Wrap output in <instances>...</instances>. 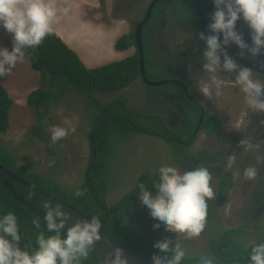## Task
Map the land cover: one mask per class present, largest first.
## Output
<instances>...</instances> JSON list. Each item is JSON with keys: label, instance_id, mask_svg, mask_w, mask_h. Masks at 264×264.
<instances>
[{"label": "flooded vegetation", "instance_id": "obj_1", "mask_svg": "<svg viewBox=\"0 0 264 264\" xmlns=\"http://www.w3.org/2000/svg\"><path fill=\"white\" fill-rule=\"evenodd\" d=\"M162 1L90 0L88 4H84L89 11L91 9H94L96 13L103 11L107 17L119 22L117 27L122 24L125 33H130L131 43L124 48L122 54H125V57L138 53L134 32L137 25L142 22L143 72L139 65L137 75L128 84L117 90L98 89L93 94V100L74 88L60 89V86L54 82L56 75L53 73H47L44 78L38 74L35 79L36 87L31 91L42 88L45 93H48L45 99L40 100L41 102L30 104L31 109L34 110L32 120L37 122L38 126L36 125L33 131L30 128L27 138L18 141L2 138L1 136L10 129L11 121L9 129L0 132V146L10 150L15 160L24 168L50 179L68 195H77V192L81 195L82 183L87 177L86 168L89 165L93 166L90 164L91 157L96 158L95 148L93 154L90 149L88 135L98 112L94 100L97 98V102L108 103L113 97H123L122 101L130 110L139 115H148L147 122L154 128H161L164 122L166 126L181 130L185 134L192 129L193 138L191 141L175 138L173 145L159 138L164 141V145L170 147L168 154L163 151V143L153 144L150 141L137 140L130 144L135 134L156 137L150 134L133 133L128 143H125L127 140H121V148L114 151L115 153L111 155L105 167L107 175V187L104 193L105 206L98 203L104 211V218H107L108 213H114L111 207H123L126 206L127 201H130L122 221L130 237L139 234L147 241L161 243L164 239H169L175 242V237L177 239L178 237L173 232L163 229L153 230L155 221L150 217L148 209L141 204L136 191L139 179L147 174L150 179L144 178L146 179L145 186L153 185L156 169L162 164L181 169L204 166L211 172L210 185L215 197L208 201L205 226L199 236L200 240H203L198 247L199 254L213 255L209 247L211 238L220 237L227 230H231V235L238 229H245L242 236L246 244L264 242V161L258 162L256 158L257 154H264V128H261V126L264 127V113H257L247 108L244 113L247 120L240 128L231 126L226 129L228 127H225L222 120L214 114V117L221 122L219 126L216 125L215 118L210 122L204 120L206 114L212 113L206 110L203 100L198 96L199 91L196 86V82L206 76V73L201 70V52L204 45L196 39L200 34L196 29L197 20L194 24L190 15L186 14L187 12H180L178 4L174 1L168 3H162ZM58 31L61 30L57 29ZM254 74L264 79V76L256 72ZM220 75L225 83L232 84L231 79L235 74H228L230 78H227L226 74ZM160 81L165 83L155 84ZM69 112L78 121L73 125L75 131L70 132L65 141L73 143L76 138L84 139L85 145L82 148L83 151L87 149L89 154L84 168L77 169L80 172L74 175L68 169L70 163L72 167V162L65 146L61 143L64 138L53 143L50 136L45 135H51L52 125L64 126L60 117L63 113L67 115ZM197 113L198 117L195 119ZM155 118L162 119L161 123ZM250 122H252V127L248 124ZM255 133L257 136L255 140H252ZM32 135L41 142L36 141ZM201 136L205 137V140L198 145ZM240 140L250 141L253 147L247 151L244 150L239 143ZM38 144H42L41 150H45V153L42 152L38 158H34L31 152ZM256 145L260 146L259 149L255 147ZM230 154L236 156L231 168L236 170L241 167L238 173L243 180L240 194L234 201H231V196H228V200L227 190H225L229 186L233 188L231 174H224L225 169L230 168L227 159ZM55 157L57 160L53 162ZM250 165L257 169V176L253 180H248L243 176L244 169ZM225 175L230 176L228 184H226V179H222ZM220 180L225 187L224 195H219V191L216 190ZM45 189L49 188L45 187ZM91 192H93L92 189ZM128 196L129 200L126 199ZM219 203H225L224 215ZM194 253L198 254L197 251L192 252L187 249V255Z\"/></svg>", "mask_w": 264, "mask_h": 264}, {"label": "clouds", "instance_id": "obj_2", "mask_svg": "<svg viewBox=\"0 0 264 264\" xmlns=\"http://www.w3.org/2000/svg\"><path fill=\"white\" fill-rule=\"evenodd\" d=\"M211 4L214 11L208 17L210 22L206 26L209 34L200 33L196 37L204 45L201 70L206 73V78L196 82L197 89L204 97L218 96L222 92V86L226 84L220 74L234 73V78L231 79L233 85H230L243 92L249 109L264 113V79L255 75L252 68L237 63L227 51V46L231 43L238 47L241 56H264V0H211ZM62 11L67 12L68 8L65 6ZM57 19L58 6L53 0H0V29L11 36L10 49L0 46V78L23 61L25 49L38 47L46 36L54 32L53 25ZM241 19L250 29V43L244 40L243 33L236 27L237 21ZM119 28L115 33L105 29L98 30L105 37L113 35V39L115 38L114 42L111 40L112 48L121 54L111 61L125 58V54L122 55L125 49L119 50L114 46L120 36L128 33H125L124 27ZM120 30L122 32L119 33ZM63 42L70 47L64 40ZM77 55L79 56L78 53ZM83 64L85 65L84 62ZM28 94L21 104L9 94L12 106L21 108L24 103L30 105L27 101ZM64 123L67 127L51 126L50 139L53 143L75 131L71 121L65 120ZM239 143L246 151L253 147L248 140H240ZM255 147L259 149L260 146ZM256 158L258 162L264 161V154H257ZM227 159L228 166L231 167L236 156L230 154ZM156 175L158 180L153 182L154 190L140 184L137 193L141 204L148 209L150 217L155 221L153 230L163 229L188 237L199 235L205 226L208 201L215 197L210 185V170L204 166L181 169L162 164L156 169ZM243 176L248 180L255 179L256 167H246ZM45 207L47 234L44 231L37 234L35 247L31 244L21 245L23 234L14 212L8 211L0 215V264H80L81 259L88 256L94 242L100 239L101 220L95 215L90 219L77 218L65 228L70 213L64 211L59 204ZM32 223L37 228L40 227L38 219H33ZM153 251L162 255L152 257L150 264H181L185 258V250L169 239L156 244ZM108 264L127 262L117 249L115 258ZM202 264H211V261L203 258ZM247 264H264V242L252 243Z\"/></svg>", "mask_w": 264, "mask_h": 264}, {"label": "trees", "instance_id": "obj_3", "mask_svg": "<svg viewBox=\"0 0 264 264\" xmlns=\"http://www.w3.org/2000/svg\"><path fill=\"white\" fill-rule=\"evenodd\" d=\"M175 2L178 4L180 12L189 14L192 22L195 24L197 15L190 0H163L162 3ZM130 33L120 36L114 43L116 49H124L130 45ZM29 66L35 70L40 77L44 78L47 73H53L54 82L60 86V89L74 88L77 92L83 93L93 100L94 92L98 89L117 90L128 84L138 73L139 62L138 53L125 57L120 60L111 61L94 68L86 67L77 53L68 47L63 40L54 32L46 36L43 42L36 48L25 49ZM42 88L31 91L27 96L28 104L33 102L39 103L45 99L46 95ZM123 97L112 98L111 102H97V114L95 116L93 127L89 130L90 149L96 158L91 157L90 164L86 168V178L82 183L81 195H68L59 189L50 179L39 175L36 172L29 171L20 165L14 158L10 150L0 146V164L9 172L25 179L28 182L38 184V186L48 187L50 192L68 201L75 209L91 218L97 216L101 222V231L111 240L126 247L134 248L141 251H153L154 246L159 241H147L139 234H132L130 237L122 223L125 217L127 205L123 207L114 206L111 209L114 213H108L107 218L103 216V210L98 203L104 205V193L107 187L106 163L114 151L119 150L121 140H128L133 133H146L158 138L164 139L169 145L175 144L174 139L191 141L192 129L189 133L181 130H175L163 122L161 128L153 127L147 122L148 115L137 114L130 110L122 101ZM12 99L6 89L0 84V132H5L10 126L12 111ZM40 105V104H39ZM198 113L195 117L197 119ZM213 114H206L204 120L210 122L213 120ZM216 119V118H215ZM160 121L162 119L155 118ZM156 121V122H158ZM217 126L220 120L216 119ZM159 123V122H158ZM204 124V122H203ZM205 126V125H204ZM206 127V126H205ZM111 153V154H110ZM91 154V155H92ZM57 160L54 158L53 162ZM95 160V163L93 164ZM154 181L158 176L154 174ZM150 179L149 175H142L139 179V185L144 184V179ZM153 181V182H154ZM10 187L26 202L46 212L45 205L55 207L50 201L43 196L23 186L22 184L7 180ZM146 184V183H145ZM144 184V185H145ZM154 185L147 188L152 189ZM91 189L93 192H91ZM139 192V186L136 189ZM129 200V196L126 197ZM125 201V196L123 198ZM12 211L15 213L22 232L21 245L31 244L35 247V239L39 232L44 231L47 234L45 221L38 217L30 210L22 206L8 191L0 184V215ZM33 219L40 221V227L37 228ZM245 229H238L230 235L231 230L224 231L220 237H212L209 247L213 255L192 254L187 255L182 262L190 264H202L203 258L211 261V264H243L248 260V253L252 244H246L243 240L242 233ZM97 260V255L91 249L86 258H82L80 264H91Z\"/></svg>", "mask_w": 264, "mask_h": 264}, {"label": "rangeland", "instance_id": "obj_4", "mask_svg": "<svg viewBox=\"0 0 264 264\" xmlns=\"http://www.w3.org/2000/svg\"><path fill=\"white\" fill-rule=\"evenodd\" d=\"M53 2L58 6V19L53 25L54 31L57 29L61 30V32H63L62 34L64 35L65 34L71 35L74 34L75 32H79L80 30L79 28L81 27V24L78 22V19H81L85 24H87L89 29L91 28L93 30L95 27L98 33H99L98 28L105 29L110 33H115L117 30V25L119 24V22H117L114 19H111L110 17H107L103 13V11L102 13L101 12L96 13L94 9H91L89 11V9H86L84 7V4H88L90 0H53ZM65 6L68 8L67 12L62 11L63 7ZM68 27H70V30L67 29ZM120 27L123 28V26ZM89 29H85L87 30V32H89L87 36H85L83 39L80 36L79 37L81 38L80 40L79 38H77V41L79 40L80 44H83L86 48L85 50L80 52L82 55L85 54V56L91 60L92 57L90 56L92 55L89 53L92 51L96 52L95 49L96 44L101 45L102 47L101 50L102 49L103 50L99 54L98 52L96 54L93 53V55L97 56V57L94 56L92 59L95 62H99L101 64L106 61L110 62L111 60H114L116 58L114 56H118L121 54L117 50L111 48L113 51L112 52L113 55H112L110 49L107 50L108 48L104 47L103 44H100V42L106 43L107 41L110 43L111 41L109 40L113 39V35L112 37L106 36L109 39L107 40V38L104 35L99 36L98 34H96L97 32H91ZM120 32L122 31L120 30L119 33ZM81 35H85V33L82 31ZM95 35H98L99 37ZM114 40L115 38L113 39V42ZM0 46H7L9 47V49L11 48V36L3 29H0ZM79 56L81 55L79 54ZM95 58L98 60L96 61ZM85 65L88 67L90 64L88 65L87 63H85ZM226 76L227 78H230L228 74H226ZM37 77H38V73L30 68L27 55L24 54L23 61L18 62L10 73L0 78V83L2 84V82L5 81L4 85H6L9 88V90L7 89L8 93L14 98V101L21 104L22 101L25 99L26 95L32 90V88L36 87L35 79ZM198 96L201 100H203V103L206 106L205 107L206 110L209 113H212L216 115L219 119H221L225 127H228L226 129H229L231 126L240 128V126L244 125V123L246 122L247 119L245 118L244 113L248 107L244 100V94L239 90L238 87H234L229 83H226L222 86V92L218 96L207 98L204 97L200 92H198ZM13 108L14 109L11 111V118H10V123L12 121L11 127L6 133H4L5 135L1 137L7 139L11 138L14 141H18L20 139L27 138L30 132V128L31 131H33V128L36 127L37 122H33L32 120L34 110L31 109V105L27 106L24 103L23 107L21 108L19 106ZM65 120L71 121L72 125H74V123L78 121L76 117H72V114L70 112L67 115L63 113V116L61 115L60 117L61 123L64 124L65 127H67V125H65L64 123ZM248 124L252 127V122ZM261 128L264 127L261 126ZM45 135L46 137L50 136L49 134H45ZM32 136L36 141H39V139H36L34 135ZM247 136L249 137V134ZM256 136L257 134L255 133V136L252 138V140H255ZM65 140H67L66 137H64V139L61 140L62 142L61 141L60 142L63 143V145L65 146L67 155L72 162V167L70 163L68 169H70L71 174L74 175L77 174V172H80L77 169H83L85 164L87 163L88 160L86 161V159H88L89 156L88 150L86 149L83 151L82 146L85 145L84 139L76 138L73 143H67ZM137 140L143 142L150 141L153 144L163 143V151H165V153L167 154L170 152V147H168V145H164V141L160 140L159 138L141 135V134H135L133 138H131L130 144L132 141L135 142ZM204 140L205 137L201 136L198 145L199 144L201 145L204 142ZM128 141L129 139L125 143H128ZM41 145L42 144H38L36 147L32 149L31 155L34 158H38L42 152L45 153V150H41ZM240 168L241 167L237 168L236 170L232 169L231 167L225 169L226 172L224 174L230 173L231 177L229 175H225L222 179H226L227 182L226 184L230 182L228 177H230V179H233V188H230L229 186L228 188L225 189L224 185H222L221 183L222 180L221 179L220 182L218 183V188L216 189L217 191H219L218 192L219 195H224L225 190H227L226 197L228 198V200H229L228 196H231L230 198L231 201L237 199V197L240 194V190H241L240 188L243 182L241 175L238 173L239 172L238 170H240ZM34 185L38 186V184H34ZM39 187L42 186L40 185ZM42 188L45 189V187ZM219 207L220 210L222 211V214L224 215L225 203H219ZM175 235L178 237L179 240L175 237L174 241L185 250V253L187 252V249L188 251H192V252L197 251L198 253H200L198 247L203 242V240H200L199 237L200 234L192 237H188L185 234H180V233H177ZM204 245H205V240H204Z\"/></svg>", "mask_w": 264, "mask_h": 264}, {"label": "water", "instance_id": "obj_5", "mask_svg": "<svg viewBox=\"0 0 264 264\" xmlns=\"http://www.w3.org/2000/svg\"><path fill=\"white\" fill-rule=\"evenodd\" d=\"M192 6L197 15V26L196 29L199 33H203L205 35L209 34L207 31V24L210 22L208 17L214 11L213 5L211 4V0H190ZM237 29L243 33V38L245 41L250 43V29L247 24L241 19L236 23ZM141 28L142 22L139 23L134 32V39L136 41V46L138 50L139 56V65L143 72V47L141 41ZM227 51L229 55H231L239 64L248 66L252 68L258 74L264 76V56L251 57L249 55L241 56L239 55L240 50L235 44H229L227 46ZM165 82H157L156 85H160ZM7 180L16 181L23 186L29 188L30 190L36 192L37 194L43 196L45 199L50 201L54 206L57 204L61 205L64 211L70 213L68 217V222L65 225V228L69 226L75 219H90L86 217L84 214L75 209L68 202L64 201L57 195L41 188L37 185H34L25 179L15 175L14 173L9 172L0 164V184L8 191V193L15 198L22 206L30 210L32 213L36 214L38 217L44 219L45 211L31 205L26 202L23 198H21L8 184ZM120 250V255L122 258L126 259L127 264H150V260L152 257L160 256L157 254H153L146 251L137 250L134 248L126 247L117 242L108 238L101 230H100V239L96 240L92 245L91 250L96 253L97 260L91 264H108L112 259L116 256V250ZM181 264H189L185 262H181ZM247 264V262L243 263Z\"/></svg>", "mask_w": 264, "mask_h": 264}, {"label": "crops", "instance_id": "obj_6", "mask_svg": "<svg viewBox=\"0 0 264 264\" xmlns=\"http://www.w3.org/2000/svg\"><path fill=\"white\" fill-rule=\"evenodd\" d=\"M78 22L81 24V27H83V28H85V29H89V27L87 26V24H85L83 21H81V20H79L78 19ZM67 29H70V27H68ZM89 30H91V28L89 29ZM98 30H103L102 28H98ZM92 31H95V32H97L96 31V28L94 27V30H92ZM91 31V32H92ZM55 33H57V30L56 31H54ZM61 32H59V34H60ZM97 34V33H96ZM60 35H62V33L60 34ZM75 33L74 34H71V35H64L63 34V36L65 37V38H63V40L69 45V43L71 42V43H74V45L72 46V44L71 45H69L70 47H72L73 49H75V45H76V49H78V50H80V52H82L83 50H85L86 48H85V46L83 45V44H80V42L79 41H77V35H75ZM79 37H80V35H78ZM78 37V38H79ZM70 41L69 43H68V41ZM103 45H104V47H106V48H108L107 50H111V54H112V42H110V44L108 43V42H103ZM89 54H91L92 56H90V57H92V59H93V57L94 56H96V55H93V52H90ZM96 54V53H95ZM113 55V54H112ZM81 57V59H82V61L84 62V63H87L89 66H91V65H95V64H98L99 62H95V61H93L92 59L90 60V59H88L86 56L84 57L85 58V60H84V58L82 57V56H80ZM114 57H116V56H114ZM95 60L97 61L98 59H96L95 58ZM93 62H95V63H93ZM93 63V64H92ZM5 84V81L4 82H2V86L3 87H5L6 89H8L9 90V88L6 86V85H4Z\"/></svg>", "mask_w": 264, "mask_h": 264}, {"label": "bare ground", "instance_id": "obj_7", "mask_svg": "<svg viewBox=\"0 0 264 264\" xmlns=\"http://www.w3.org/2000/svg\"><path fill=\"white\" fill-rule=\"evenodd\" d=\"M92 3H93V1H92ZM121 25H122V24H121ZM79 29H80L79 32H75V35H77V38L79 37L78 35H80L81 38L83 39L85 36H87V35L89 34V32H87V30H85L83 27H80ZM62 30H63V29H62ZM82 31L85 33V35H81V34H82ZM57 33H59V31H58ZM60 34H61V33H60ZM97 34H98L99 36L101 35L100 33H97ZM75 35H74V36H75ZM98 35H95V36L99 37ZM59 36H60L61 38H65V37L63 36V34H62V35H59ZM101 36H102V35H101ZM110 36L112 37V35H110ZM108 37H109V36H108ZM111 37H110V38H111ZM77 38H76V39H77ZM81 38H79V40H80ZM106 38H107V37H106ZM106 38H105V39H106ZM87 39H88V38H87ZM66 40H67V39H66ZM79 40H78V41H79ZM85 40H86V39H85ZM107 40H109V39L107 38ZM107 40H106V41H107ZM67 41H68V40H67ZM70 41H71V40H70ZM70 41H68V43H69ZM109 41H111V40H109ZM89 42H90V40H89ZM107 42H108V41H107ZM108 43H109V42H108ZM71 44H72V46L74 45V43H71V42H70L69 45H71ZM100 44H103V43L100 42ZM109 44H110V43H109ZM101 48H102L101 45L96 44V45H95L96 52H95V51H92V52H93L94 54L98 52V54H99V53H101L102 50H103V49L101 50ZM74 50H75L77 53H79L81 56H83V58L85 57V54L82 55V54L80 53V50L76 49V45H75V49H74ZM91 50H93V49H91ZM100 55H101V54H100ZM96 57H97V56H96ZM84 60H85V58H84ZM85 61H86V60H85Z\"/></svg>", "mask_w": 264, "mask_h": 264}]
</instances>
